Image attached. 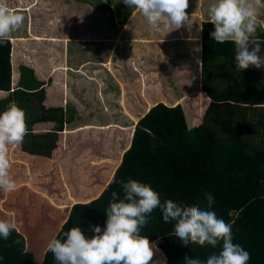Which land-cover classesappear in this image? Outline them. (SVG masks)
<instances>
[{
	"label": "trees",
	"instance_id": "1",
	"mask_svg": "<svg viewBox=\"0 0 264 264\" xmlns=\"http://www.w3.org/2000/svg\"><path fill=\"white\" fill-rule=\"evenodd\" d=\"M43 1L7 0L24 21L0 44V113L16 102L26 113L28 133L22 144L9 146L16 189L0 190V219L16 228L8 241L0 239V264H54L48 242L63 241L74 226L86 237L93 235L90 224L103 230L111 193L122 198L118 182L129 178L149 184L162 203L206 208L204 192H211L212 210L232 224L233 242L250 253L248 264H264V67L238 69L234 43L213 41L214 25L204 22L200 74L183 62L142 73L131 67L123 97L113 103L132 125H119L116 106L104 99L113 93L98 79L109 63L100 47L108 48L114 1L100 12V0H75L78 7L65 8L64 16L58 2L47 15L52 3ZM116 1L118 11L134 10ZM53 32L59 37L44 35ZM81 97L91 109L102 106V119L86 125L77 120ZM55 99L62 103L53 105ZM141 235L153 246L150 264H185V256L206 260L220 251L219 245L182 246L174 222L165 223L159 208ZM16 239L19 245L12 243Z\"/></svg>",
	"mask_w": 264,
	"mask_h": 264
},
{
	"label": "clouds",
	"instance_id": "2",
	"mask_svg": "<svg viewBox=\"0 0 264 264\" xmlns=\"http://www.w3.org/2000/svg\"><path fill=\"white\" fill-rule=\"evenodd\" d=\"M123 3L139 10L153 29L161 25L166 28L174 25V29H179L189 21L188 0H123ZM261 6H264L261 0H216L208 9L209 21L214 25L210 38L221 44L234 43L235 65L241 71L250 66L264 67L261 54L264 40L252 38L258 25L264 24L257 15ZM23 21L24 16L14 12L7 0H0V44L19 30ZM27 133L25 111L16 102H10L0 113V190L5 193L16 189L10 175L9 146L22 144ZM118 183L123 197L116 191L111 193L103 230L99 225L90 224L93 235L86 237L80 226H74L64 232L63 241L48 242L47 250L52 253L54 264H150L153 246L147 236L141 235V229L157 208L165 223L174 222V235L182 246L188 247L190 243L220 246V251L206 260L185 256V264H248L250 261V253L233 242L232 224L212 210L215 198L211 192H204L207 206L201 208L171 199L162 203L159 193L149 184L131 178ZM15 228L12 221L0 219V239L8 241ZM12 243L19 245L20 240ZM3 259L0 255V261Z\"/></svg>",
	"mask_w": 264,
	"mask_h": 264
},
{
	"label": "rangeland",
	"instance_id": "3",
	"mask_svg": "<svg viewBox=\"0 0 264 264\" xmlns=\"http://www.w3.org/2000/svg\"><path fill=\"white\" fill-rule=\"evenodd\" d=\"M34 1L45 5L43 0H34ZM108 1L110 3V0H100V3H101V8H100L101 10H99L100 12L107 10L106 2L108 3ZM113 1H114L113 8H114V13H115V20H113L114 22L113 21L112 22L109 21L108 23L106 22V27H107L106 31L108 34L106 35L107 39L104 41V43L108 44V48L103 47V46L100 47V52L105 54V58H107L106 60L109 63L107 67L105 66L104 69L101 70L98 76L99 80L103 79L102 83H104L106 87L105 91L108 90L109 92H112L114 94V95L111 94L110 96H107V97L104 94L105 102L112 103V104H114L113 102H116V101L119 102V99L123 97L124 90H123L122 85L125 83L126 80L129 79L130 77L129 73H132L131 67L134 66L135 69L138 70V73H142L146 69V67L150 68L151 66L153 67L163 66V67L170 68L174 64L173 63L174 61H172V56H171L172 53L170 52V50H168V49H173L171 47L173 42H170V43L162 42L161 43L160 40L159 42H156V38L158 37H154V34L152 33L153 31H156V29H153L149 24L148 25L145 24L146 18L144 16L139 15L140 13L139 10L134 9L132 12L128 13L127 15V9L123 7L121 8L120 11H118L116 7L117 1L116 0H113ZM121 1L122 0H119V2ZM56 2H58L63 8V11H62L63 16H64L63 14L64 11H66L67 13L68 12L67 10L73 8V6L75 8L78 7L75 0H51L52 4L51 6L48 7L47 15H49V11L51 12L52 10L55 11V8H53V5ZM198 2L201 4V6L204 9L208 10L210 5L215 3L216 0H198ZM20 4H21V1H20ZM40 4H39V7H41ZM261 4L264 5V0H261ZM50 7L51 9H49ZM65 8H67V10H64ZM259 8H262L260 10L264 11V6H261ZM42 9L44 11V7H42ZM42 16L43 14H39L37 17L41 18ZM205 16H206V13H203L202 18L204 19ZM48 18L51 21L53 20V16H48ZM120 18L121 19L123 18L122 20L124 21H121ZM49 26L50 25H47V27ZM34 33L39 34L42 32L38 31L37 29L35 30ZM44 35L56 38V37H59V32H53L51 34L47 33ZM31 39H33V37H31ZM84 39L85 41H87V38H84ZM20 43L22 42L20 41ZM72 49L73 48L71 49L68 48L67 49L68 53H70ZM149 63H151V65ZM190 65L192 66V68L196 69V75L200 74L201 68L199 67V65L195 67L196 64L193 62H191ZM104 85L102 84L103 87ZM197 89H198V86L194 90H197ZM79 99H80L79 106H81V109H80L81 116L77 118V120L82 125L93 124L92 120H96L97 118L102 119L100 117V114L102 113L101 105H98L97 108L93 107L91 109V105L88 103L89 99H84V97H81ZM61 103L62 101H58L55 99L53 102V105L59 106ZM114 106H116L114 107V109H115L117 118L120 117L118 120L116 118V120L114 121H119L120 123H117L119 125L120 124L124 126L132 125L130 122L129 116L124 115L118 105L114 104ZM70 107L71 106L66 105L65 109L70 112V109H69ZM250 116L251 115L248 114V117ZM21 162L22 160L20 159V164L18 163L20 166V169L25 171L26 167H24V165H22ZM27 168H29V166ZM29 173L31 172L29 171ZM35 197L36 196H33V197L31 196L30 199L35 198ZM30 208H34V206H30ZM5 211H7V209ZM35 213L36 211H31L29 212V214H27V216H31V218H33V216H35ZM20 215L16 217L15 219L16 222L17 220L20 221L19 220ZM40 216H41V219H43L44 221V216L43 215H40Z\"/></svg>",
	"mask_w": 264,
	"mask_h": 264
},
{
	"label": "crops",
	"instance_id": "4",
	"mask_svg": "<svg viewBox=\"0 0 264 264\" xmlns=\"http://www.w3.org/2000/svg\"><path fill=\"white\" fill-rule=\"evenodd\" d=\"M188 2L189 7L186 9V12L189 15V21L187 24L183 25L179 29H174V25H171L167 28L161 25V27H158L161 30H156L152 33L154 34V37H158L156 38V42H159V40L161 42L163 40L164 43L173 42L171 45L173 49H168L172 53L171 56L172 61H174L173 63L180 64V62H183L188 65L193 62L196 64L195 67L199 65L201 68V30L203 23L209 21L210 18L208 15V10L204 9L198 0H188ZM260 9L262 8H258L257 11L258 18L264 20V11ZM203 13H206L204 19L202 18ZM252 38L255 40H264V24L258 25L257 30ZM261 54L264 55V46H262ZM155 68L156 67L151 66L150 70ZM41 129L43 131L45 128L41 127Z\"/></svg>",
	"mask_w": 264,
	"mask_h": 264
}]
</instances>
